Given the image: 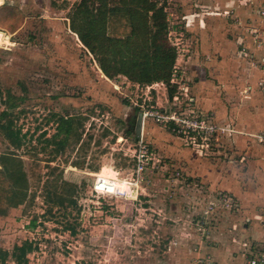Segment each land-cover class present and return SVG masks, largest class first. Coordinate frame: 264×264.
<instances>
[{"label":"rangeland","instance_id":"1","mask_svg":"<svg viewBox=\"0 0 264 264\" xmlns=\"http://www.w3.org/2000/svg\"><path fill=\"white\" fill-rule=\"evenodd\" d=\"M81 1L0 0V125L21 138L14 144L0 126V264H15L25 241L26 264H214L212 251L235 244L249 224L246 203L264 202V178L245 164L263 160L264 141L200 139L172 124L189 116L237 127L245 101L264 110L262 73L250 81L264 70V0H150L165 15L163 43L176 51L168 85L105 77L70 30ZM134 18L112 17L108 36L130 35ZM143 111L153 116L137 135ZM98 177L126 195H94Z\"/></svg>","mask_w":264,"mask_h":264},{"label":"trees","instance_id":"2","mask_svg":"<svg viewBox=\"0 0 264 264\" xmlns=\"http://www.w3.org/2000/svg\"><path fill=\"white\" fill-rule=\"evenodd\" d=\"M110 2L111 0H82L70 18V30L78 36L83 47L96 58L100 70L108 79L121 75L136 84L164 82L168 85L176 51L163 43L167 31L163 9L157 8L150 0H128L121 8L111 7ZM89 3L92 4L91 8L88 6ZM118 16L137 17V20L134 18L130 35L123 39L110 38L107 34L108 21ZM83 23L85 26L83 25L81 29ZM114 45L121 46L120 49L123 51V56L121 55L123 67L117 71L112 65L116 56L112 50ZM0 126L7 140L18 146L21 144L20 133L12 131L10 124ZM1 160L8 162L9 157L3 156ZM19 175L25 182L21 170ZM32 247V243L28 241L15 246L12 253L14 263L26 264Z\"/></svg>","mask_w":264,"mask_h":264},{"label":"crops","instance_id":"3","mask_svg":"<svg viewBox=\"0 0 264 264\" xmlns=\"http://www.w3.org/2000/svg\"><path fill=\"white\" fill-rule=\"evenodd\" d=\"M202 35H203L202 36L203 44L210 48V49H206L209 51L208 53L210 54V51L212 49H215L214 45L211 46L209 44L212 38L208 36L207 31H204ZM244 44L245 46H247L246 43ZM231 46L233 47L231 43H227L222 48L221 47H218V48L220 50L225 49V51H227V48ZM258 53H259L258 56H260V58L264 57V47L259 49ZM263 62H264V59H263ZM260 73H262L260 79L264 78V70L262 72L257 70L255 73L252 72L253 77L251 78L250 81H253L254 79L256 80L258 74ZM226 75H228V72L224 74V77ZM244 78H245V75L241 77V81H244ZM257 81H258L257 89L258 91H260L262 89H260L259 86H261L263 82L259 80ZM256 103L259 106V103L256 101L254 102L245 101L243 103L244 110H242L241 114H239L241 115V117L239 116L238 120L235 119V123L237 124V127H234L233 123L231 122L230 123L224 122L223 124H221L222 126L220 127H222L223 129L225 128L235 129L236 132L240 133V134L236 133L237 135L236 134L231 135L233 136L232 138L233 140L231 139L228 140L226 137V139L229 141L228 142L229 144L232 143L233 141V143L235 142V144L237 145V141H235V139H237L238 137L244 138L245 136L243 135L245 134H246L245 138L248 137L247 135H252L254 137L264 136L263 134L264 133L263 132L264 130V110L257 108L255 106ZM213 123H215V121ZM240 127L242 131L237 129ZM251 142H253L255 145V142L253 140H251ZM241 157H240L241 159L238 158L237 160H242L243 165L241 164V166H243V168H245V166L249 164L247 174L249 175L250 170L252 169L251 175L256 176L255 178L259 179V182H261L264 178V156L262 157L263 160H261L260 158H258L259 155L258 157L257 155H253L251 156L252 159L250 163L249 162L245 163L246 157L245 158L244 156H241ZM247 161H248V155H247ZM244 163L246 165H244ZM242 178L243 176L241 178L238 177L237 179L239 181L240 180L243 181ZM235 192L236 194H239V196L235 195L236 197L239 198L241 196L240 193L237 190ZM246 206L250 208L249 210L251 212L250 214L251 219L247 220V223L249 224L245 226L246 229L244 232L243 230L238 232L239 236L236 238V240L234 239L235 244L228 245L226 247H222L218 250L212 251V256H214V259H215L214 264H249V262L252 260H255L257 262L259 261L258 264H264V202H261V203H259V201L253 202L250 205L249 203H246ZM244 237L246 238V241L244 240Z\"/></svg>","mask_w":264,"mask_h":264},{"label":"built area","instance_id":"4","mask_svg":"<svg viewBox=\"0 0 264 264\" xmlns=\"http://www.w3.org/2000/svg\"><path fill=\"white\" fill-rule=\"evenodd\" d=\"M262 15H264V7H262ZM141 114L143 116V120L145 118H149L153 116L147 111L146 112L143 111ZM169 118L167 117V115H160L157 117V122L168 124L170 120L171 121L174 120L173 117H169ZM172 126H173V129H172L173 131L179 132L180 129L185 128L188 132L192 134H196V136H199L200 139L203 138L205 135L212 136L214 134L215 135L218 134V137L222 135H224L223 137H226L228 135H232L235 133L234 130L230 129L229 133L225 135L228 132V130H225L223 128L221 129L220 127L217 128L215 124L213 125L208 119H199V118L193 119L192 117H189V116L186 118L179 116L178 123H176L175 121V125L172 124ZM217 129L219 131L218 133L216 132ZM255 137H257V140L259 142L264 141V136L262 137L255 136ZM137 167L139 168V170L143 169L141 165L140 166L138 165ZM113 181L115 180L104 178V177L96 178L92 185L93 194L99 197H105V196L115 197L118 195H121V196L126 195V191L124 190V188L122 189V188L115 187L116 185L113 183ZM220 199H222V195H220ZM258 263L259 261L257 262L255 260H252L249 262V264H258Z\"/></svg>","mask_w":264,"mask_h":264},{"label":"water","instance_id":"5","mask_svg":"<svg viewBox=\"0 0 264 264\" xmlns=\"http://www.w3.org/2000/svg\"><path fill=\"white\" fill-rule=\"evenodd\" d=\"M142 125H143V116L142 114H139L137 118V129H136L137 135L141 131Z\"/></svg>","mask_w":264,"mask_h":264}]
</instances>
